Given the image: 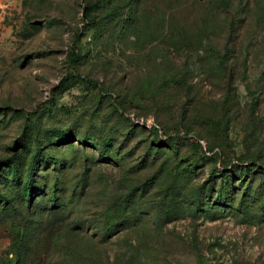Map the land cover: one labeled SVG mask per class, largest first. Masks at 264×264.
<instances>
[{"label": "rangeland", "instance_id": "374dc122", "mask_svg": "<svg viewBox=\"0 0 264 264\" xmlns=\"http://www.w3.org/2000/svg\"><path fill=\"white\" fill-rule=\"evenodd\" d=\"M0 264H264V0H0Z\"/></svg>", "mask_w": 264, "mask_h": 264}]
</instances>
